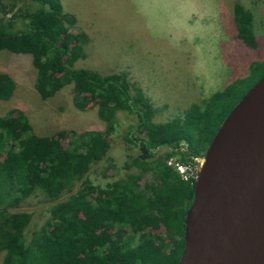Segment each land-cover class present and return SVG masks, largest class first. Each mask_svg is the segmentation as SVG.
<instances>
[{"label": "trees", "instance_id": "trees-1", "mask_svg": "<svg viewBox=\"0 0 264 264\" xmlns=\"http://www.w3.org/2000/svg\"><path fill=\"white\" fill-rule=\"evenodd\" d=\"M250 21L251 15L235 5V37L253 48ZM73 25L74 17L62 11L59 0H0V51L30 57L39 100L70 85L73 108L95 109L104 124L102 131L37 137L20 111L0 117V264H176L192 185L165 160L176 157L184 164L202 157L243 94L235 98L237 87L229 85L189 106L180 119L151 124L144 98L124 72L73 68L85 58L86 43L84 34L71 32ZM262 62L249 73L260 71ZM14 87L0 73V101L8 100ZM116 113L135 117L123 139L138 154L128 158L123 177L99 187L88 176L108 161ZM159 149L166 151L162 157ZM145 173L149 180L140 183ZM30 200L39 205L34 211L21 208Z\"/></svg>", "mask_w": 264, "mask_h": 264}, {"label": "rangeland", "instance_id": "rangeland-1", "mask_svg": "<svg viewBox=\"0 0 264 264\" xmlns=\"http://www.w3.org/2000/svg\"><path fill=\"white\" fill-rule=\"evenodd\" d=\"M59 3L63 12L74 17L71 32L84 34L86 42L85 58L77 60L73 68L94 70L99 74H126V69L135 68L133 86L144 98L145 111L150 113L149 122L154 125L183 117L189 106L207 99H202V90L211 94L235 85V98H238L264 70L263 66L255 74L249 73L253 64L264 63V0H201L199 4L208 16L202 19L191 13L180 28L171 26L174 19L167 16H151L148 25L152 34L140 30L133 42L135 62L128 57L131 53L128 52L131 43L126 34L128 21L125 18L131 6L128 0H59ZM235 5L251 15L253 48L235 37ZM157 20H160L159 28L153 27ZM30 64L28 55L0 51V73L6 74L15 86L12 96L0 101V117L9 110L20 111L37 137H48L58 131L81 133L104 129L95 109L79 112L73 108L70 85L45 101L39 100L33 89L35 70ZM115 118L106 154L108 161L100 163L99 169L93 167L88 176L90 182L99 187L123 177L128 158L138 154L137 149L123 139L135 117L116 113ZM165 152L159 149L157 155L162 157ZM133 169L130 167L127 172ZM148 180L149 175L145 173L140 183ZM37 206V200L21 204L27 211H34L31 208ZM34 224L38 226L41 222Z\"/></svg>", "mask_w": 264, "mask_h": 264}, {"label": "water", "instance_id": "water-1", "mask_svg": "<svg viewBox=\"0 0 264 264\" xmlns=\"http://www.w3.org/2000/svg\"><path fill=\"white\" fill-rule=\"evenodd\" d=\"M176 264H264V74L200 159Z\"/></svg>", "mask_w": 264, "mask_h": 264}, {"label": "crops", "instance_id": "crops-1", "mask_svg": "<svg viewBox=\"0 0 264 264\" xmlns=\"http://www.w3.org/2000/svg\"><path fill=\"white\" fill-rule=\"evenodd\" d=\"M201 0H128L131 5L127 9L126 20V34L130 40V46L128 47L129 60L135 62L136 48L133 44L140 30H146L148 35H151L153 31L149 28V21L151 16H167L170 19H174L171 22V26L180 28L183 26L182 21L187 19L191 13L197 14L200 18L205 19L208 13L203 12L202 5L199 4ZM155 28L160 27V20L155 22L153 26ZM170 34L169 32H166ZM126 75L129 81L134 84L133 79L136 78L135 68L126 69ZM202 90V89H201ZM203 91V98H209L210 95L205 90ZM201 103V101L199 102Z\"/></svg>", "mask_w": 264, "mask_h": 264}, {"label": "built area", "instance_id": "built-area-1", "mask_svg": "<svg viewBox=\"0 0 264 264\" xmlns=\"http://www.w3.org/2000/svg\"><path fill=\"white\" fill-rule=\"evenodd\" d=\"M166 165L167 167L171 168L174 172H176L180 180H182L183 182L192 184L197 178V163L181 164L175 158H168L166 160Z\"/></svg>", "mask_w": 264, "mask_h": 264}, {"label": "clouds", "instance_id": "clouds-1", "mask_svg": "<svg viewBox=\"0 0 264 264\" xmlns=\"http://www.w3.org/2000/svg\"><path fill=\"white\" fill-rule=\"evenodd\" d=\"M169 158H175L176 159V157H169ZM168 159V158H167ZM166 159V160H167ZM166 160H165V165H166ZM177 160V159H176ZM193 160V162H187V163H189V164H191V163H197V165H198V170H199V165H200V160L199 159H196V160H194V159H192ZM178 161V160H177ZM179 162V161H178ZM180 163V162H179ZM181 164H183V163H181ZM184 164H186V163H184ZM166 167H167V165H166ZM169 168V167H168ZM171 169V168H170ZM176 173V172H175ZM177 174V173H176ZM197 175H198V173H197ZM179 177V176H178ZM180 179V178H179ZM197 179V178H196ZM182 181V180H181ZM196 181V180H195ZM194 181V182H195ZM194 182L192 183V184H190V185H192L193 186V184H194Z\"/></svg>", "mask_w": 264, "mask_h": 264}]
</instances>
